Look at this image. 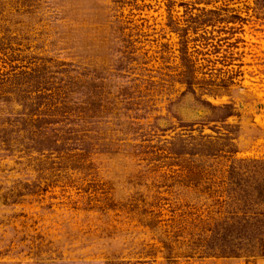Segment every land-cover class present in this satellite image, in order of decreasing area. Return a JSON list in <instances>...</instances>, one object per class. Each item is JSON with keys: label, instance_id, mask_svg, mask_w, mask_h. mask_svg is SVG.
Listing matches in <instances>:
<instances>
[{"label": "rangeland", "instance_id": "rangeland-1", "mask_svg": "<svg viewBox=\"0 0 264 264\" xmlns=\"http://www.w3.org/2000/svg\"><path fill=\"white\" fill-rule=\"evenodd\" d=\"M260 4L0 0V264H264L208 249L264 162Z\"/></svg>", "mask_w": 264, "mask_h": 264}, {"label": "trees", "instance_id": "trees-1", "mask_svg": "<svg viewBox=\"0 0 264 264\" xmlns=\"http://www.w3.org/2000/svg\"><path fill=\"white\" fill-rule=\"evenodd\" d=\"M264 6V0H259ZM207 105L223 114L232 115L227 105ZM224 112V113H223ZM228 191L233 196L231 217L217 221L208 249L226 257L244 254L264 256V162L256 160L232 162L228 169Z\"/></svg>", "mask_w": 264, "mask_h": 264}]
</instances>
